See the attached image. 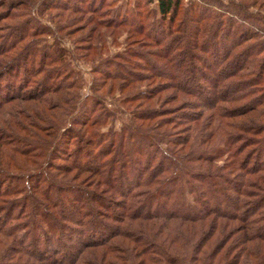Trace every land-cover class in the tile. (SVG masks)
Instances as JSON below:
<instances>
[{
    "label": "trees",
    "instance_id": "1",
    "mask_svg": "<svg viewBox=\"0 0 264 264\" xmlns=\"http://www.w3.org/2000/svg\"><path fill=\"white\" fill-rule=\"evenodd\" d=\"M220 1L0 0V264H264V8Z\"/></svg>",
    "mask_w": 264,
    "mask_h": 264
},
{
    "label": "rangeland",
    "instance_id": "2",
    "mask_svg": "<svg viewBox=\"0 0 264 264\" xmlns=\"http://www.w3.org/2000/svg\"><path fill=\"white\" fill-rule=\"evenodd\" d=\"M241 1H243V2H250L251 4V11H250V13H254V12H256L255 11V9H254V7H256V6H258V5H263V8H264V0H241ZM155 2H156V0H152V3L149 5V8H154V6H155ZM221 3H223V4H227L228 2H227V0H221L220 1ZM184 3L185 4H187L188 3V0H184ZM213 10V14L214 15H216L219 11H218V9L217 8H213L212 9ZM262 14V13H261ZM234 20V19H233ZM247 22H248V24H246V25H248V26H250V20H247ZM262 22H264V21H262ZM242 23H244L245 24V22H242ZM3 23H1L0 25H2ZM251 24H252V22H251ZM243 25V24H242ZM245 25V26H246ZM255 25V27L256 28H258V29H260V30H262L261 29V27L262 26H260V25H258V24H254ZM238 26H240L241 27V24L240 23H236V24H234V29L233 30H237L238 29ZM244 26V25H243ZM248 26H247V28H248ZM252 27V26H251ZM250 28V27H249ZM62 34H65V32H63ZM65 41H63V42H61L60 44L62 45V47H64L66 50H69V49H71V48H73V46L71 45V43H70V41L68 40V38H66V39H64ZM48 42H50V43H52V42H54V39L51 37V38H48ZM220 44H224V41H223V39L219 42ZM255 46L256 45H258V42H256L255 44H254ZM86 45H83V47L82 48H86L85 47ZM220 46H222V45H220ZM252 48H254V46H252ZM80 50H82V49H80ZM85 50V49H84ZM117 51V48H111V53H114V52H116ZM244 51V50H243ZM256 60V64L257 65H260L261 63H262V61H263V63H264V51H262V53L255 59ZM252 62V61H251ZM71 64L73 65V68H74V70H75V72H77L78 73V76H79V78H80V80H81V82H82V86H81V90H80V95L82 96V98L84 97V96H86L88 93H89V87H90V85H91V76H90V72H91V70H92V65H91V63H88V62H85V61H80V60H77V61H72L71 62ZM154 83V85H156L155 86V88H157L158 87V85H159V82H157V81H153ZM264 86V85H263ZM154 88V89H155ZM169 95H174V91H172V90H167L166 92H164V93H162L161 95H157L156 97H155V100H156V98H160V100H163L164 98H167L168 99V97H169ZM187 100L189 101V102H192V99L191 98H188L187 97ZM208 101L209 100V97L207 96L206 97V99L205 100H203L202 99V101L201 102H205V101ZM240 102V101H239ZM239 102H237V103H239ZM106 107H108L110 110H113V111H116V114H115V118H114V120L112 121V123H111V125H110V127L114 130V131H118V130H120L121 129V127L123 126V125H125V124H127V118H128V114H126L125 112H123L122 111V109L120 108H118V106L117 105H112L109 101H107L106 100ZM177 104L175 103V102H170L169 104H165L164 106H160L159 108H160V111H162V114H168L167 116H172V112H174L175 110H178V109H175V106H176ZM136 106V105H135ZM154 106H156V105H154ZM233 106H235V108H238V106H240V105H233ZM223 107V106H222ZM246 107H249V104H247V106ZM134 108V107H133ZM245 107H243L242 109H244ZM260 109V107L258 108V110ZM136 110V109H135ZM205 112V114H207L208 112L205 110L204 111ZM199 114V113H198ZM171 118V117H170ZM176 135H178V134H176ZM74 143V142H73ZM245 144V143H244ZM244 144H242V145H240V148H242V149H244ZM145 158H146V156H143V160H145ZM156 162L157 161H155V164H156ZM60 164V161L58 162V160H57V162L55 163V164ZM224 222V221H223ZM240 223H232V222H229V225L227 226V227H225V228H227V230H226V232L224 233V234H229V232H231L230 230L232 229V228H234V227H236V226H238ZM240 234H238V235H236V236H239Z\"/></svg>",
    "mask_w": 264,
    "mask_h": 264
}]
</instances>
